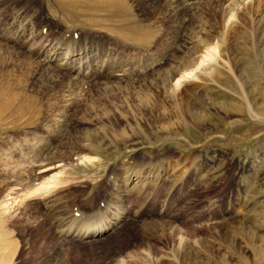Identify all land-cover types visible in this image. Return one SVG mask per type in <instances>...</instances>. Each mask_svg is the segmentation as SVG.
I'll use <instances>...</instances> for the list:
<instances>
[{"label": "rangeland", "instance_id": "obj_1", "mask_svg": "<svg viewBox=\"0 0 264 264\" xmlns=\"http://www.w3.org/2000/svg\"><path fill=\"white\" fill-rule=\"evenodd\" d=\"M91 1L88 6L81 3L82 6L67 0H0V35L11 34L17 28L27 32L22 39L26 43L35 29L46 32L51 26L57 36L67 32L98 36L103 32L92 24L95 20L118 22V29L132 32L136 28L132 23L139 17L168 49L162 50L160 62L157 57L151 58L155 66L147 63L152 67L146 70L141 64L133 74L124 73L132 69L126 65V58L134 50L128 49L114 57L116 63L125 64L122 68L79 78L77 85L63 80L52 86L46 72H40V77L27 84V92L34 95L37 105L31 103L27 110L20 111L40 114L34 124L37 127H25L18 135L37 132L44 140L42 147L49 146L48 158L55 155L71 165V179L76 181L56 193L59 205L66 206L65 213L59 216L43 200L23 197L32 173L21 163L16 164L21 161L11 162L13 169L6 172L7 179L0 180V264H245L243 258L252 264V247L244 238L235 236L234 230L235 226H249L258 243L264 244V70L246 62L239 48L231 49L229 58L240 70L238 74L247 91L244 95L256 116L247 110L243 93L232 77L224 80L222 86L207 79L186 83L172 97L154 69L162 65L167 70L197 51L196 43L209 29L208 23L201 25L199 20L203 13L208 19L212 0H189L185 5L184 0H175L178 2L173 7L181 8V3V18H185L178 41L174 24L166 16H154L155 12H162L163 5L158 3L161 0H125L130 15L127 10L108 13ZM100 10L104 13L100 14ZM251 13V17L244 16L247 24L239 28L240 33L232 34L235 45L254 47L264 8ZM17 19L21 21L18 23ZM33 19L34 26L26 29L23 25ZM103 43L107 45V41ZM3 48L8 60L12 54ZM142 48L140 52L144 53L151 47ZM173 52L176 58L170 61L169 54ZM45 57L42 54L35 62H42ZM8 69L15 70L12 66ZM115 71L120 74L116 76ZM68 90L77 102L68 112L61 113ZM145 95L148 103L142 99ZM188 112L196 113L195 118ZM116 132H124L130 139L115 138ZM10 136L6 132L0 135V156L11 146ZM90 141L95 143L92 148L80 154L92 156L95 163H82L76 152ZM142 162L153 163L149 169L161 175L157 183L153 178L144 180L145 196L128 194L127 214L119 223L92 238L61 236L63 229H80L79 220L86 218L82 201H93L95 207L89 213L98 216V211L105 209L104 199L119 184L117 173L130 172ZM59 166L62 163H56L50 173L41 175L35 171L32 175H37L38 183L40 177L48 179L57 174ZM131 182L128 185L132 190L140 184L135 178Z\"/></svg>", "mask_w": 264, "mask_h": 264}, {"label": "bare ground", "instance_id": "obj_2", "mask_svg": "<svg viewBox=\"0 0 264 264\" xmlns=\"http://www.w3.org/2000/svg\"><path fill=\"white\" fill-rule=\"evenodd\" d=\"M68 1H75L80 4L83 3L84 5H87L91 0H67V2ZM187 1L189 0H184V5ZM176 2L178 1L161 0V2L158 3H162L163 5L162 8H160L162 12H155L154 16L156 19L158 15H162L161 18L166 16V20H170L169 22L174 24V30L176 34L175 39L178 41L179 37L177 35L181 31V28H183L185 25V18H181V14H183V11H180V9L183 7L181 3V8L175 9V7H173ZM204 2L209 1L206 0ZM211 2L213 3L208 6L210 7L208 9L209 12L207 13L208 19L205 20L206 14L203 13L200 17L201 19L199 20L201 25L208 23L207 25L209 29L204 33V38L200 39V41L196 43L197 51L193 52L182 61H176L174 64H172L171 68L167 70H164L162 65L159 67L156 66L154 73H157L159 79H162V81L165 83V87L172 97H175L180 88L186 83H193L194 81L205 82V79H207L218 84L219 86H222L224 84V80L226 81V79H230V77H232L236 82L238 90L242 91L243 93L242 97L245 101L247 110L252 116H256L252 110V103L249 101L247 95H244L247 91L244 83H242L240 75L238 74L240 70L232 65L231 58H229V56L231 49L233 50L234 47H236V49L239 48L244 53L246 62L248 61L253 63L255 68H261L264 70V18L257 23L258 31L256 32V42L254 47L248 48L242 42V45H235V43L232 42V34L236 32L240 33L239 28H243L247 24L246 18L244 19V16L248 15V17H251V11L258 12L263 10L264 0H212ZM91 4L99 7V9L103 8L104 10H107L108 13L127 10L129 15L131 14L130 10H128V4L125 0H93L91 1ZM152 4L155 6L154 2H152ZM148 7L149 6L146 8L149 9ZM103 13L101 11L100 14ZM165 13L170 15V17L165 15ZM103 18H105V16ZM106 18L108 19V16ZM137 18L138 19L135 20L133 19L134 22L132 24H135L136 28H134L135 30L132 32H129L130 30L127 31L118 29L116 26L118 22H113L111 20L92 21V24L95 23L97 30L100 33L103 32L98 36L86 32L80 34L74 32H71L70 34L69 32L60 34L58 33L59 36H57V32L52 30L51 26L47 27L48 29L46 32L35 29L31 40L26 42L28 48H26V43H22L24 33L27 34L26 31L22 32L21 30L19 31L17 28H15L11 34L10 32H7L0 35V135L3 132H6L7 134L10 133L12 135L9 137V139L12 141L11 146L3 151V156L1 155V160L3 162L0 161V180L4 181L7 179V174L12 168L11 162L13 163L18 160L21 162H17L16 164L21 163V167H26L30 173L33 174L35 171H38L41 175L55 170L56 163H62V167H58L60 171H58L57 174L51 176L48 179H43L40 177L41 181L39 180L38 183V179L36 178L37 175L33 176L31 174L28 177L30 185H26L27 187H25V191L27 192H25L23 195V197L25 196L28 199L36 198L38 200H43L48 208L50 206L51 212L56 215L61 216L64 214V209L66 208V206L63 208L62 204L59 205V202L56 199L57 191L61 188L70 186L76 180L71 179V174L74 173L72 169H69V166L71 165H66V163H63V161L55 155L52 156L51 159L48 158L49 146L46 147V149L42 147L44 140L37 136V132L34 131L23 136L18 135L25 127H37L34 124H37V117L40 114L38 111L34 114H31V112L27 113L26 111H20L23 108L27 110L29 104L31 103L37 105L34 95H30L27 92V84H29L32 79L38 77L40 72H46L45 77H47V79L49 78L52 86L58 84V82L62 83L63 80H67L69 83L71 82V84L77 85V80L79 78H92L97 74H100L102 71L105 72L110 70L111 72L115 68H122L125 64H118V62L116 63V58L114 57L119 56L121 52L124 54V52L128 49L134 50V52L130 53L128 56L126 55V60L128 61V64L126 65H131L132 71L130 70V72H128V69L127 72L124 73L133 74L134 70L136 71V68L141 64H144L145 69L149 70L152 65L155 66V63L152 64V59H154V57H157L158 59L162 58V50L164 48L168 49V46L161 44V40L159 38L155 39L156 37L154 35V30H152L151 27L148 28L146 25L144 26L139 21L140 18ZM34 19L29 24H25L23 26H25L26 29L29 27L32 28L34 26ZM20 21L17 19L18 23ZM130 22L132 21L130 20ZM126 24L127 23H125V25ZM127 27L129 28V24ZM31 28H29V30ZM104 41H107V45L103 43ZM151 41H153V45ZM154 44L158 46V48H156ZM3 45L10 51V54H12V56H9L8 60L6 59V52L3 51ZM143 46L151 48L145 50L144 53H141L140 50L143 49ZM42 54H46V60L42 62H35V58L38 59ZM105 55H107L106 59L103 58ZM169 55H171V59L169 58L170 61L172 58H176L175 52ZM97 59L101 60L98 62L96 61ZM157 62H160V59ZM147 63L152 65H148ZM219 65H221L223 67L222 69L227 72V76H224L223 72L221 71L222 69L220 70L217 68ZM10 66L15 68V70H9L8 68ZM64 71L67 73L65 74ZM139 71L140 73H143L141 70ZM118 72L119 71H115V73H113L117 76V74H120ZM122 76L123 75H121V77ZM220 77H223L224 79H221ZM70 87L68 86L69 89ZM75 87L76 86H74V89H76ZM74 89L72 91L76 93ZM51 91L52 90H49V96ZM70 92L68 90V93H64V99L61 103L63 105L61 113L68 112L74 107L75 102H77L76 97L74 99V95L70 94ZM77 97L79 96L77 95ZM147 97L148 96L145 95L142 97V99L144 102L146 101L148 103L149 101L147 100ZM14 109L17 110L15 111ZM188 113L193 119L195 118L194 115L196 113ZM125 134L126 133L124 132H116L113 133V136H116L115 138L122 137L123 139L127 138L129 140L130 136H125ZM122 138L121 141H123ZM90 142L91 144H83L80 146L79 150L77 149L78 152H76V155L78 156L79 161L82 163H95L92 156H81L80 154V152L88 151L87 148H92L93 144H95L93 141ZM124 143L126 144L127 141H124ZM139 165L142 166L139 168L135 167V169L130 168V172L117 173L116 176L119 178V184H116L118 186L114 187L115 190L113 191L112 189L107 198L104 199L105 201H103L102 207H105V209L103 212L97 210L99 212L98 216L95 215V212L92 214L89 213V211L95 207L93 201H82L80 205L83 207L81 208L83 210L82 213H86V218H84V220H79L81 218L79 217L78 220L81 221V224L78 223L81 225V227L79 226L80 229L75 230L73 227L67 228L65 230L63 229L60 231L61 236H72L75 238L91 236L92 238L93 235H97L103 230L113 226L115 223H119V221L125 217L123 214L125 213V208L127 205L126 203L129 200L128 194L129 196H132L133 194L135 196L143 195L146 187L145 179L153 178V182L157 183V180L161 175L159 171L154 173L149 169V167L153 165L151 162L138 163L137 166ZM134 178L138 180V183L140 184L132 190L129 188V185L132 183L131 181H133ZM18 185L22 186L23 184L19 183ZM132 199L130 198V200ZM80 205H78L79 208ZM70 213L71 212H68L66 214ZM234 234L235 236L244 238L252 247L254 257L252 264H264V244L258 243V238H255L257 236L254 232H252L251 228L249 226L246 227V225L235 226ZM243 261L245 264H249L247 259L243 258Z\"/></svg>", "mask_w": 264, "mask_h": 264}]
</instances>
